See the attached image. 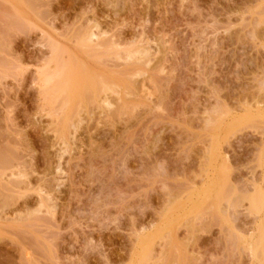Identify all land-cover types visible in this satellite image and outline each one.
<instances>
[{"label":"rangeland","instance_id":"obj_1","mask_svg":"<svg viewBox=\"0 0 264 264\" xmlns=\"http://www.w3.org/2000/svg\"><path fill=\"white\" fill-rule=\"evenodd\" d=\"M0 264H264V0H0Z\"/></svg>","mask_w":264,"mask_h":264},{"label":"bare ground","instance_id":"obj_2","mask_svg":"<svg viewBox=\"0 0 264 264\" xmlns=\"http://www.w3.org/2000/svg\"><path fill=\"white\" fill-rule=\"evenodd\" d=\"M85 34H86V33H85ZM91 36H93V37H91ZM95 36H96V35L90 33L89 38L86 36L87 38H85V39H87V40H85V43H86V44H88V42H92V43H93L94 40H92L91 38H94V39H95ZM98 38H99V37H98ZM88 39H89V40H88ZM80 40H81V39H80ZM83 41H84V40H83ZM86 41H88V42H86ZM93 44L95 45V43H93ZM81 45H83V44H81ZM86 46H87V47H86ZM89 46H90V45H89ZM84 47L89 48L88 45H85ZM99 47H100V46H99ZM94 48H95V47H94ZM93 50H94V49H93ZM115 51H116V50H115ZM58 53H59V52H58ZM119 56H120V55H119ZM55 60H57V61L59 62L58 59L55 58ZM55 60H54V61H55ZM60 60H61V59H60ZM77 61H78V60H77ZM55 62H56V61H55ZM58 62H57V63H58ZM63 62H64V61H63ZM70 62H71V61H70ZM61 63H62V61H61ZM71 63H72V62H71ZM59 64H60V62H59ZM62 65H65V64H62ZM62 65H60V66H62ZM66 65H67V64H66ZM58 66H59V65H58ZM58 66H57V68H58ZM70 66H71V65H70ZM72 66H73V65H72ZM72 66H71V68H72ZM74 66H75V65H74ZM65 68H66V66H63V68H62V67H61V68L59 67V71H60V72H59L58 70H56V71H54L53 74H51V73H52V72H51L52 70H51V71H50L51 73H47V74H48V77L46 78L44 84H45V86L48 87V89L51 88V90H50L51 92H48V90H47V93L49 94V95H47L48 98H49V99H50V98L52 99V97H49L50 95H52V96L54 95L55 97H60V96H62L61 98H62L63 101H64V99L66 98V99H65V102H63V101L61 100V98H60V100L64 103V106L66 107L67 103L70 105V103L73 101V98H74V95H75V92H76V88H77V87H76V85H75L74 83L69 82V79H70V78H68L69 74H67V76H65L66 79H64V78L62 79V81L64 80L63 82H61V83L58 82V81L62 78V76H63V75H62V74H63V71L66 70ZM83 68H84V67H83ZM61 69H62V70H61ZM67 69H68V67H67ZM70 70H71V69H70ZM72 70H73V69H72ZM74 70H75V69H74ZM78 70H79V69H78ZM67 71H68V70H66L65 73H66ZM55 72H56V73H55ZM57 72H58V73H57ZM45 73H46V72H45ZM65 73H64V74H65ZM49 74H50V75H49ZM71 74H72V73H71ZM80 74H81V73H80ZM65 75H66V74H65ZM71 76H72V75H71ZM78 76H79V75H78ZM73 77H74V76H73ZM79 77H80V76H79ZM85 77H86V76H85ZM59 78H60V79H59ZM77 78H78V77H77ZM82 78H84V76L81 77L80 80H82ZM102 78H103V77H102ZM57 79H58V80H57ZM56 80H57V81H56ZM103 80H104V79H103ZM60 81H61V80H60ZM67 81H68L69 83H66ZM82 81H84V80H82ZM82 81H81V82H82ZM97 81H98V80H95V82H94V80H93V81L90 83V84H92V83L94 82L92 86L96 85V87H95V86L92 87V88L94 89V91H93L94 94L98 93V94H96V95H97L96 98L98 97V95H100L99 93H104V94H105V92H106L107 89L113 91L112 88L109 89V88H110L109 86L113 87L112 85H110V84H109V85H105L104 83L101 82V81H102V80H101V81H99V83L101 82L100 84H102V86H101L100 84L97 83ZM54 82H55V83H54ZM103 82H104V81H103ZM57 83H58V84L60 83L61 85L59 84V85L57 86ZM105 83H106V82H105ZM53 84H54V85H53ZM87 84H88V82H87ZM87 84H86V85H87ZM86 85H85V86H86ZM97 85H98V87H97ZM45 86H43V87H45ZM52 86H53V87H52ZM55 86H56V87H55ZM85 86H84V88H86L85 91H87L86 93H88V91H89V93H88V96H89V94H90L92 91L90 90V87H89V89H88V86H87V87H85ZM99 86H100V88H99ZM114 86H115V85H114ZM49 87H50V88H49ZM107 87H108V88H107ZM115 87H116V86H115ZM97 88H98V89H97ZM43 89H44V88H43ZM117 89H118V88H117ZM117 89H116V90H117ZM97 90H99V91H97ZM108 90H107V91H108ZM83 93H84V92H83ZM86 93L84 94V96L86 95ZM118 93H119V92H118ZM45 94H46V93H45ZM64 95H66V96H64ZM82 95H83V94H82ZM118 95H119V94H118ZM78 96H79V95H78ZM92 96H93V95H92ZM55 97H54V98H55ZM89 97H90V96H89ZM98 98H99V97H98ZM49 99H48V100H49ZM91 99L93 100L94 97H93V98L91 97ZM57 101H58V100H57ZM103 101H105V100H103ZM107 101H108V100H107ZM51 102L53 103V99H52ZM77 102H78V100H77ZM102 103H103V102H102ZM105 103H106V101H105ZM109 104H110V103H109ZM61 105H62V106H61V107H62L61 110L63 109L62 111L64 112L65 116L68 115V113H69V108H66V109H65V107L63 106V104H61ZM105 106H106V105H105ZM248 111H249V110H248ZM248 111H247V112H248ZM249 113H251V111H250ZM64 114L62 113V115H63L62 118H64ZM245 114H246V113H245ZM71 115H72V113H71ZM242 115H243V114H242ZM239 116H240V115H239ZM244 117H245V116H244ZM256 117H257V116H256ZM258 117H259V116H258ZM252 118H255V117H251V116H250V118L247 120V122L250 120V122H249L250 125H251V121H253V120H251ZM242 119H243V118H242ZM244 119H245V118H244ZM244 119H243L242 123L245 121ZM256 119H257V118H256ZM63 120H64V119H63ZM235 120H236L235 122H237L239 125L241 124V123H239V122H241V119H235ZM238 120H239V122H238ZM222 122H223V121H222ZM232 122H233L234 124H236L234 121H232ZM245 122H246V121H245ZM249 123H248V124H249ZM252 123H254V122H252ZM60 124H61V123H60ZM68 124H69V123H68ZM231 124H232V123H231ZM254 124H255V123H254ZM216 125H218L217 122L215 123V125H212V126H214V128H215ZM245 125H246V124H245ZM252 125H253V124H252ZM67 126H68V125H67ZM228 126H229V125H228ZM236 126H237V125H236ZM242 126H243V125H242ZM65 127H66V126H65ZM232 128H233V127H232ZM233 129H234V128H233ZM60 130H62V129H60ZM228 130H229V129H228ZM65 131H66V130H65ZM214 154H215V152L213 153V156H215ZM209 188H210V187H209ZM203 195H204V194H203ZM215 195H216V194H215ZM218 195H220V194H218ZM209 196H210V191H209V195L206 196L207 198H206V197H205V199L203 198V201L201 200L200 203L205 202V200H207L208 198H210ZM256 197H257V196H256ZM252 199H253V198H252ZM207 201H208V200H207ZM255 202L258 203V199H257V200L255 199V200L253 201V206H251V207H252L253 211H255V212L257 213V212H260L261 206H260L259 204H256ZM200 203H199V204H200ZM202 204L204 205V204H206V203H202ZM251 207H250V208H251ZM250 210H251V209H250ZM255 212H253V213H255ZM256 213H255V214H256ZM257 240H258V239H257ZM259 241H260V240H259ZM253 244H254V243H253ZM255 245H256V248H257L258 244H254V245H253V248L255 247ZM250 249H251V247H250ZM254 249H255V248H254ZM254 251H255V250H253V253H252L253 255H254V253L257 254L259 250L257 251V253H256V251H255V252H254ZM143 257H144V256H143Z\"/></svg>","mask_w":264,"mask_h":264}]
</instances>
